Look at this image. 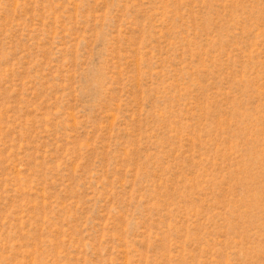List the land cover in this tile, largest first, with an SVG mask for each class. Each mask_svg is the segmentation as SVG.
Instances as JSON below:
<instances>
[{
	"label": "rangeland",
	"instance_id": "1",
	"mask_svg": "<svg viewBox=\"0 0 264 264\" xmlns=\"http://www.w3.org/2000/svg\"><path fill=\"white\" fill-rule=\"evenodd\" d=\"M0 264H264V0H0Z\"/></svg>",
	"mask_w": 264,
	"mask_h": 264
}]
</instances>
